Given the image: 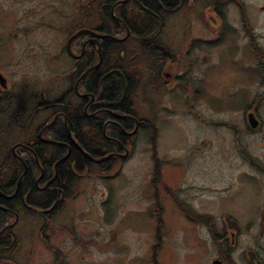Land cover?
<instances>
[{
    "label": "flooded vegetation",
    "instance_id": "obj_1",
    "mask_svg": "<svg viewBox=\"0 0 264 264\" xmlns=\"http://www.w3.org/2000/svg\"><path fill=\"white\" fill-rule=\"evenodd\" d=\"M50 1L45 9L62 0ZM149 1L158 8V0H79L83 19H36L33 24L0 19V264H35L37 259L41 264H78L74 261L90 251L80 253L78 244L94 245L79 242L76 224L62 218L65 210L98 187L106 205L117 179L126 182L120 189L126 192L130 178L138 176L122 171L137 150L136 140L145 139L150 148L161 141L176 145L189 117L199 121L193 128L201 132L199 141L221 134L229 153L246 166L247 175H237V167L232 170L227 163L232 170L227 176L239 179L238 188L256 190L253 211L240 222L252 228L257 246L264 249V157L258 159L253 145L264 117V42L246 34L242 16L236 19L237 33L232 31L217 8H207L203 0H165V19L156 15L158 9L140 15ZM226 32L231 33L227 43ZM68 94L71 103L65 106ZM241 95L245 100L236 107ZM148 111L155 124L136 117ZM164 127L174 129L175 137L166 139ZM262 138L258 148L264 152V133ZM225 152L218 168L225 163ZM203 176L205 185L215 182L214 188L205 186L211 194L208 206L220 213L225 235L217 243L227 246L210 264H226L242 226L239 218L221 214L226 209L218 207H227L220 199L238 195L222 188L223 175ZM174 177L159 175L157 163L155 172L152 166L147 174L144 195L153 190L155 201L148 215L156 223L153 261L162 250L159 228L168 206L182 212L186 222L207 224L204 215L198 221L189 216L192 192H170ZM107 209L103 221L113 217ZM63 238L70 240L67 256L58 246ZM105 242L100 252L110 248ZM255 252L252 244L245 257L262 264L254 259Z\"/></svg>",
    "mask_w": 264,
    "mask_h": 264
},
{
    "label": "rangeland",
    "instance_id": "obj_2",
    "mask_svg": "<svg viewBox=\"0 0 264 264\" xmlns=\"http://www.w3.org/2000/svg\"><path fill=\"white\" fill-rule=\"evenodd\" d=\"M203 2L206 3L207 8L210 6L216 7L218 13L224 16L225 24H228L229 28L236 33V29L240 27L236 19H241L242 16L246 34L253 39H261L262 43L264 42V0H203ZM45 3L49 5L51 1L0 0V19H9L11 17L12 19H17V24H20L19 19H22L23 24H33L36 19H83L80 17L82 7L79 0L59 1L51 10L44 8ZM163 4L166 7L167 3ZM52 12L56 14L55 18L51 17L50 13ZM130 14L138 15L139 13L138 11H133ZM166 16L167 14L165 13ZM230 34L228 32L225 33V37H227L224 41L225 43L231 41ZM44 43H47V41ZM63 70H68V67ZM66 87L67 83L63 85V91H65ZM66 99L68 100H65L64 105L70 106L69 94L66 95ZM244 100L245 96L241 95L235 101V106L238 107ZM227 106L229 107L230 104ZM74 111L76 109H71L69 112ZM205 113L208 116L211 115L208 111ZM136 117L150 124H155L156 122V118L149 111L145 114L140 113ZM261 117L262 126L255 132L259 134L255 136L253 143L254 152L258 159L264 157V152L258 148L264 133V117ZM160 121L162 122L163 119ZM197 124H199V121L196 118H187L180 129V138H178L176 145L173 146H169L166 141H161L156 148H150L145 139H137L135 145L137 150L134 151L132 158L126 161L122 170L124 174L128 172V175H138L137 178H130L126 189L127 193L120 192L123 187L122 184L126 182L117 179L112 184L114 191L112 190L110 195H108L110 201L106 205H104L105 195H103L102 189L98 187L94 189L93 193H89L88 196L79 195L77 202L65 210L62 218L76 224L77 232L74 235H77L79 242L94 245L91 249L79 243L80 253L82 250L86 251L89 249L90 251L84 254L83 260L74 262L78 264H183L184 261V264L186 262L189 264L188 260H190V264H210V260L216 257L219 251H226L227 246L217 243L219 235H225L221 232L223 227L219 222L220 213L216 212L213 207L208 206V199H210L211 194L205 186L214 188L215 182H212L210 186L205 185L203 183V175H223L221 177L222 188L231 189L230 193L232 194L235 191L238 196L220 199L227 207L218 208L226 209L221 214L228 213L233 217L239 218V224L242 226L238 244L230 250L231 259L226 264H252L245 257V253L252 244H254L256 251L253 256L254 259L260 258L262 264H264V259L261 255L264 249L257 246L252 228L240 222L247 214L253 211L251 204L256 190L251 186L238 188L240 185L239 179H230L227 176L231 175L230 173L236 167L238 170L236 172L237 175H247L246 166L242 165L241 160L236 157L234 152L229 153L230 148L225 147L226 139H223L221 134H211L199 141L201 132L193 130ZM170 129L171 127H164L166 139L175 137L174 129L172 131ZM242 130L247 133L246 127L242 128ZM242 130L241 134H243ZM223 150L226 151L224 155L225 163L222 164L223 167L218 168ZM245 150L246 148L243 151L245 152ZM156 163L159 175L162 177L163 175L165 177L169 175L175 176L171 184V193L177 195L183 189H188L190 193L192 192V194H189L191 197L190 205L194 208L193 210L189 209L191 219L203 220L204 215L208 220H206L207 224L203 226L196 222H186L182 212L175 209L172 210L168 206L169 211L165 215L166 221L159 228L162 250L158 252L156 261H153L152 246H157L155 241L156 223L150 218V213L153 210L151 206H155V201L152 199L154 191L150 190L147 195H144V193L148 191L146 187L147 174L151 172L152 166H154L155 172ZM227 163L230 164L228 167L233 168L231 171L227 169ZM255 172V175H261L259 170L255 169ZM183 176L190 178V180H183ZM209 181L207 179V182ZM147 186L149 187L150 185L147 183ZM158 193L161 194L160 188ZM229 194H224V196ZM173 199H175V195L171 198V200ZM209 203L214 204V201ZM105 207L108 208L109 213L112 211L113 217L111 216V219L113 218L114 221L110 222L111 219L103 221ZM141 208H150V210L148 214L136 211ZM176 208L178 209V207ZM124 216H126L124 221L118 222ZM211 221L213 225L209 227L208 225L209 223L211 224ZM35 230L37 229L35 228ZM49 232L55 235L57 231L52 228ZM226 234H229V231ZM257 234L258 230L255 232V235ZM248 236L251 237V243H249ZM256 239L259 238L256 237ZM106 240L111 243L110 248H105L100 252L98 249L106 244ZM55 242L53 237L51 245L55 246V244H58V242ZM69 242L70 240L65 238L59 242L58 246L64 256H67L70 251L68 249ZM262 245L264 248V244ZM21 247L24 250V245H21ZM46 251L50 252L51 249H46ZM188 257L190 258L187 259ZM35 264H41L40 260L37 259Z\"/></svg>",
    "mask_w": 264,
    "mask_h": 264
},
{
    "label": "trees",
    "instance_id": "obj_3",
    "mask_svg": "<svg viewBox=\"0 0 264 264\" xmlns=\"http://www.w3.org/2000/svg\"><path fill=\"white\" fill-rule=\"evenodd\" d=\"M162 2H160V0H158V8H157V5H153L155 4L154 2L151 3L150 1L148 2L147 6L144 7L146 9V12L145 11H141V14L140 15H152L153 12L155 10L158 9L156 15L160 18V19H165V8L163 7L162 8V5L163 3H166L165 0H161ZM143 6V5H142ZM154 7V8H153ZM160 23V21H159ZM158 246H160V241L158 240Z\"/></svg>",
    "mask_w": 264,
    "mask_h": 264
},
{
    "label": "water",
    "instance_id": "obj_4",
    "mask_svg": "<svg viewBox=\"0 0 264 264\" xmlns=\"http://www.w3.org/2000/svg\"><path fill=\"white\" fill-rule=\"evenodd\" d=\"M75 36H77V35H75ZM75 36H73V37H71V39L70 40H72ZM69 51V50H68ZM76 89H77V86H76Z\"/></svg>",
    "mask_w": 264,
    "mask_h": 264
},
{
    "label": "bare ground",
    "instance_id": "obj_5",
    "mask_svg": "<svg viewBox=\"0 0 264 264\" xmlns=\"http://www.w3.org/2000/svg\"><path fill=\"white\" fill-rule=\"evenodd\" d=\"M229 228H230V229H232V228H233V226H230V223H229Z\"/></svg>",
    "mask_w": 264,
    "mask_h": 264
}]
</instances>
